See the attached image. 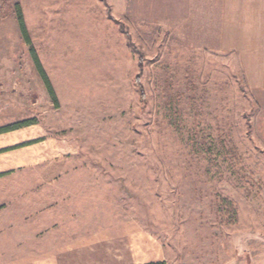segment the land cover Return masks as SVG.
I'll return each instance as SVG.
<instances>
[{
	"label": "rangeland",
	"instance_id": "obj_1",
	"mask_svg": "<svg viewBox=\"0 0 264 264\" xmlns=\"http://www.w3.org/2000/svg\"><path fill=\"white\" fill-rule=\"evenodd\" d=\"M120 1L133 2L0 0V114L13 101H40L34 113L24 106L26 116L0 115V124L39 116L78 148L26 172L46 173V189L90 190L101 216L95 244L119 239L121 249L125 239L120 264L141 262L134 246L145 236L163 246L166 264H264V95L217 51L214 22L119 20ZM31 48L57 103L41 91ZM49 209L47 228L15 239L0 264H55ZM93 252L73 264L115 258L103 245Z\"/></svg>",
	"mask_w": 264,
	"mask_h": 264
},
{
	"label": "crops",
	"instance_id": "obj_2",
	"mask_svg": "<svg viewBox=\"0 0 264 264\" xmlns=\"http://www.w3.org/2000/svg\"><path fill=\"white\" fill-rule=\"evenodd\" d=\"M119 4L125 7L118 9L121 15L117 17L119 20L214 22L213 36L218 38L217 51L233 56L247 88L252 93L264 95V0H133L124 4L120 1ZM40 80L43 95H49L43 79ZM11 85L19 86V83L13 82ZM10 89L15 95L22 92L15 86ZM0 90L4 88L1 86ZM39 102L35 98L30 106L24 99L13 101L0 115L11 118L26 116L24 106L34 113L38 110ZM10 109L13 112L9 114ZM26 121L34 123L0 133V259L9 255L12 257L15 239L26 242L38 234L33 230L47 228L46 214L51 212L49 208L52 207L53 221L50 225L53 228L55 264L67 260L70 264L92 261L95 246L99 245L106 246L105 254L112 251L115 257L112 264H120V259H123L120 251L124 252L125 239L121 242V249L119 239L112 244L109 238L107 242L98 239L99 242L95 244L93 230L95 223L100 227L101 216L94 213V198L90 190L70 186L62 188L61 184L46 189L45 184L40 183L47 179L46 173L26 172L42 170L46 164L76 154L77 143L51 135L44 119L35 115L2 123L0 129ZM63 176L69 179L78 177L75 174ZM56 177L54 181H62V174ZM15 180L36 183L27 188H15ZM17 229L25 231L15 238ZM135 244L134 251L141 262L134 264L166 261L163 246L157 240L145 236ZM105 264H109V261L106 260Z\"/></svg>",
	"mask_w": 264,
	"mask_h": 264
},
{
	"label": "trees",
	"instance_id": "obj_3",
	"mask_svg": "<svg viewBox=\"0 0 264 264\" xmlns=\"http://www.w3.org/2000/svg\"><path fill=\"white\" fill-rule=\"evenodd\" d=\"M19 25H20V29H21V32L23 34V37L25 38V40L27 41V43H31L30 42V38H29V34H28V31H27V28H26V25H25V21H24V18L19 10ZM31 53L33 55V61L35 63V66L40 74V77L43 79L46 87H47V90L49 92V95L51 96L53 102L57 103V95L55 93V90L51 84V81L48 77V75L46 74L38 56L36 55L35 53V50L33 48H31ZM32 123H34V121H26V122H22V123H19V124H15V125H12V126H9V127H5V128H1L0 129V133H3V132H7V131H12V130H15V129H18V128H21V127H24V126H27V125H31ZM150 264H166L165 262H159V263H150Z\"/></svg>",
	"mask_w": 264,
	"mask_h": 264
}]
</instances>
